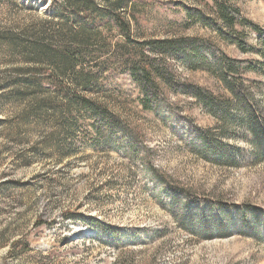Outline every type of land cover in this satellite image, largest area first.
Instances as JSON below:
<instances>
[{"label":"rangeland","instance_id":"1","mask_svg":"<svg viewBox=\"0 0 264 264\" xmlns=\"http://www.w3.org/2000/svg\"><path fill=\"white\" fill-rule=\"evenodd\" d=\"M89 1L123 16L136 42L208 40L255 63L261 72L244 78L264 108V62L204 24H213L212 0ZM224 1L264 31V0ZM77 10L67 0H0V264H264V216L230 214L227 233L207 238L180 228L163 194L168 183L264 211L263 156L237 129L221 140L242 153L233 167L193 154L179 123L141 108L136 83L110 59L123 41L108 20L83 38ZM246 38L255 45L253 33ZM167 61L180 83L220 93L206 73ZM75 96L102 105L136 139L105 143ZM166 101L194 127L218 129L189 97Z\"/></svg>","mask_w":264,"mask_h":264},{"label":"trees","instance_id":"2","mask_svg":"<svg viewBox=\"0 0 264 264\" xmlns=\"http://www.w3.org/2000/svg\"><path fill=\"white\" fill-rule=\"evenodd\" d=\"M70 7L77 8L83 16L86 27L81 26L79 34L87 38L93 28L106 18L122 39L111 53L110 59L123 71L128 72L139 91V104L145 111L152 112L163 119L179 123L183 142L195 155L207 159L219 167H233L242 153L230 149L222 143L232 129L242 133V138L251 148L264 158V108L256 102L258 95L255 84L244 78L248 72H259L257 65L250 61L230 58L208 40L172 39L136 42L131 25L118 13L106 14L98 11L89 0L76 5L67 0ZM213 24H206L220 39L234 46L241 53L255 52L264 62V31L244 19L239 11L224 0H212ZM78 7H83L79 10ZM87 27H89L87 29ZM255 35V45L246 41L248 33ZM148 50V51H146ZM169 58H176L190 71H202L213 78L221 87L220 93L213 94L196 86H186L178 80L171 69ZM166 94L189 97L199 105L203 112L215 120L219 126L215 132L194 127L190 121L183 120L177 110L166 101ZM73 103L77 111L88 114L93 120V128L98 136L108 144L112 137L136 139L124 123L108 112L102 105L84 97L75 96ZM165 184L164 198L169 204L171 214L178 212L176 221L180 228L192 232L198 228L207 238L222 236L229 229V215L250 216L257 220L264 216L260 207L245 203L241 206L226 204L217 200L202 199L194 193L175 189ZM242 222H246L245 220Z\"/></svg>","mask_w":264,"mask_h":264}]
</instances>
